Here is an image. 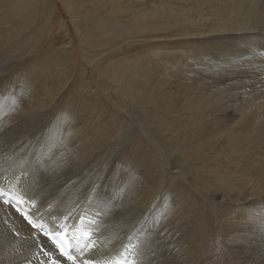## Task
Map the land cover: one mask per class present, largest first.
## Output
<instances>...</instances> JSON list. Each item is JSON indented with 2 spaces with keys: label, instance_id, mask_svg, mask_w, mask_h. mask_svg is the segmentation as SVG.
<instances>
[{
  "label": "bare ground",
  "instance_id": "obj_1",
  "mask_svg": "<svg viewBox=\"0 0 264 264\" xmlns=\"http://www.w3.org/2000/svg\"><path fill=\"white\" fill-rule=\"evenodd\" d=\"M35 1L24 0L20 7L17 4L18 8L13 13L14 16L10 17L9 25L0 27V46L9 43L23 29L28 30L35 22L38 5ZM117 3L120 0H97L94 4L93 10L99 15L98 20L107 23L103 30H89L85 33V25L93 19L85 15L81 17V37L86 44L84 55H92L96 73L102 69L111 80L112 91L115 92L119 104L133 115L131 123H137V118L146 123L152 122V127H156L160 135L170 142L167 145L172 146L176 152L171 170L160 175L163 179L162 185L156 178L151 182L153 176H146L132 169L136 174L145 175L151 188L150 198L137 192L131 179L116 175V163L121 161L122 148L130 142L129 139L139 128L138 124L125 125V133H119L122 136L117 137L116 144L113 143L115 146L108 152L110 155L102 156L101 160L96 158L97 155L93 160L89 159L98 142L89 115L92 109L83 111V115L79 116L80 111L64 105L68 96L66 93L73 82L70 80L73 72L69 66L61 70L65 75L61 85L60 80L53 81L54 86L41 84L37 87L39 95L30 94L31 89H21L15 83L0 82V88L5 91L0 90L5 94L0 102V188L8 193L7 197L0 196V264H52L53 260L57 264H73L60 255L50 239L42 235L43 230L55 232L63 228L69 229L67 236L71 243H74V236L86 231H92L97 240L95 249L85 252L83 256L73 247L72 255L77 258L76 264H84L87 260H95L97 264H120L131 257L130 253L121 255L124 252L123 245L129 243V237L137 245L134 251L137 253L135 258L138 264H195L196 259L193 260V256L198 249L192 239L186 240L181 235L165 238L163 234L160 235L157 227L162 217L163 205L169 203L170 196L176 192L169 190L165 184V176H168L169 182L184 163L191 165L195 171L201 170L207 174L215 190L226 193L230 199L238 202L241 219L246 217L239 223L240 235L243 236L241 256L246 259L244 264H264V137L259 141L262 133L256 130L261 127L264 118L258 116V125H251L252 128L242 134L247 139L246 143L237 146L241 142L239 136L236 137L238 128L233 132L227 130L228 125L234 127V123L226 118L221 119V123L215 120L207 123L205 119L210 117V113L202 116L195 112L192 103L185 105V100L198 96L199 86L192 83L183 87L171 83L170 79L160 81L153 75L152 70L146 69L140 63L132 65L115 60L112 65L109 64L103 69L95 57L103 56L101 53L97 54L99 47H106L102 53L114 48L111 46L112 42L107 40L118 29L132 22L134 26L128 34H136L137 37L149 36V43L175 44L185 43L189 39L202 41L201 45L205 46L209 56L198 52L192 57V61L205 64L204 69L218 70L222 67L220 64L233 60L232 64L236 68L244 65L242 60L254 61L258 66L263 65L264 0H125L124 3ZM230 43L233 47L228 61L224 55L226 50L220 51L218 47H228ZM146 47L151 49L150 46L143 48ZM217 58H225L227 62L225 59L219 62ZM66 60V53H57L50 63L54 61L63 64ZM7 70L4 66L0 67V81ZM261 76H264V68ZM181 89L184 92H180ZM35 96H39L38 100ZM210 97L206 96L204 102L209 103ZM260 102L263 105L260 115H263L264 97ZM13 104L19 109L22 108L25 113L32 110L39 118L33 119L35 122L22 118L20 123L19 120H7L4 123L5 115ZM218 117L214 119L217 120ZM76 120L78 128L73 125ZM69 123L72 125L69 126ZM60 141L68 145L65 152ZM68 150L77 159L67 153ZM84 158L89 160L85 162ZM228 159H232L231 166H235L237 170L245 168L246 171H256V178L251 179L243 174L240 182L231 184L237 175L234 177L220 172L224 170ZM95 171H99L96 178L89 176ZM185 174L187 175L186 172ZM58 177H63L64 181L56 184ZM10 185H14L25 200L35 203V207L29 203L18 206L32 216L35 223L43 225L44 229L33 228L17 208L13 207L16 201L12 200ZM138 197L141 201L136 202ZM6 198L11 202L5 204ZM248 221L253 225H246ZM168 230L170 233L172 229ZM174 239L179 248H184L187 258L185 263L175 257L176 253H164L163 246L169 242L171 243L168 245L173 246Z\"/></svg>",
  "mask_w": 264,
  "mask_h": 264
},
{
  "label": "rangeland",
  "instance_id": "obj_2",
  "mask_svg": "<svg viewBox=\"0 0 264 264\" xmlns=\"http://www.w3.org/2000/svg\"><path fill=\"white\" fill-rule=\"evenodd\" d=\"M23 2L24 0H0V27L9 25L10 17L14 16L13 13L18 8L17 4L19 3L20 7ZM35 2L38 3L36 17L34 18L35 22L29 26L28 30L23 29L9 43L0 46V67L4 66L8 69L0 82L4 84L6 81V84L8 82L15 83L21 89H31L32 92L30 94L39 95L37 87L41 84L54 86L53 81L60 80L59 85H61L65 79V75H63L61 70L65 66H69L73 72L70 76V80H73V82L69 86L70 90L66 93L68 96L64 101V105L72 107L77 112L80 111L78 113L79 116L83 115V111L92 109V111H89V115L92 119L93 127H95L96 141L98 142L95 145L96 149L92 152L93 155L90 153L89 159L93 160L97 155L96 158L101 160V157L108 154L115 146L113 143H117V137L125 133L126 124L133 126L138 124L139 128L136 133L129 139L130 142L125 148H122L121 161H117L115 173L117 176L131 179L134 189L137 192H142V195L145 194L146 198L152 197V194H150L151 188L145 180V175L153 176L151 182H154V178H156V181L162 182L163 185V179H161L160 175H163L162 173L166 171L170 172L176 152L172 146L167 145V142H170L160 135V131L158 132L156 127H152V122L146 123L137 118V123H131L133 115H130L119 104L118 99L114 95L115 92L112 91L111 80L102 69L96 73L92 55H84L86 44L81 37V17L85 15L93 19L92 22L85 25V33L89 32V30H103L107 26L106 22L98 20L99 15L97 16V12L93 10L97 0H36ZM124 2L125 0H120V3L117 4ZM95 19L97 20L95 21ZM133 26L132 22H130L126 27L118 29L113 37L107 40L112 42L111 46H114L111 50L102 53L106 47H99L97 54L101 53L103 56L95 55V57L98 59L97 63L102 65L101 68L106 69L115 60L123 63H132V65L140 63L146 69L152 70L153 75L160 81L170 79L171 83L180 84L181 86L194 83L193 85L199 86L197 89L198 96L192 98L193 100H185L186 104H184L192 103L195 112L202 116L210 113L208 114L210 117L205 119L207 123H210L211 120L221 123L225 118L230 123H234V127L228 125L227 128V123L224 126L229 132H233L234 129L238 128L239 132L236 133V137L239 136V142L240 140L241 142L237 146L246 143L247 139L242 137V134L252 128L251 125L257 126L258 118H264V112L263 115H260L263 108L260 101L264 97V76H261L264 68V56L261 58L263 65L258 66L254 61L242 60L245 62L244 65L236 68L232 64L234 60L230 61L229 58L233 47V44L230 43L228 47H218L220 51L222 49L226 50L224 55L230 62L228 63L224 58L227 63L220 64L222 65L221 69L217 70L215 67V70L204 69L206 67L205 64H197L192 61V57L198 52L209 56V52L205 51V46L201 45L202 41H190L189 39L185 43H149L147 42L150 38L149 36L137 37L136 34H128V31ZM159 36L164 37L163 34H159ZM175 38L177 37L175 36ZM145 46H150L151 49L143 48ZM57 53L67 54V60L63 64L54 61L50 63V60H54V55H57ZM224 59L217 58V61L223 62ZM207 70L209 71L207 72ZM47 76L49 80L46 81ZM105 89L109 91H105ZM183 89L180 92H184ZM0 90L5 92L2 88ZM4 95V93L0 92V102L3 100ZM206 96H211L208 100L210 105L203 100ZM38 98L39 96H35L36 100ZM22 110V108L19 109L16 104H13L5 115L4 123L7 120H19L18 122L20 123L22 118H27L28 122H35L39 118L38 114L31 112L32 110L26 111L30 115H27ZM82 117L87 119L86 116ZM214 117H218L217 120ZM77 122L76 120L73 125L78 128ZM263 123L264 121H262L261 127L256 128L257 132L261 131L262 133L258 139L259 141L263 140L262 137H264ZM68 125L72 124L69 123ZM22 130H25V128ZM103 136L105 138H102ZM1 142L2 136L0 134ZM64 143L60 141V146L65 152L68 145ZM262 147L264 150V145ZM67 153H70L73 157L69 150ZM73 158L77 159L75 156ZM89 159L84 158L85 162ZM95 161L97 162V160ZM232 163V159H228L224 165V170L220 171L223 175L227 173L232 176L237 175V177L234 176L236 178L231 181V184H237V181L240 182L243 174L251 179L256 178V171H246L245 168L237 170L235 166H231ZM190 166L184 163L181 168H178L179 170L177 169L178 172L175 173V176L169 182H167L168 176H165V184L168 185L169 190L173 189L176 192L172 193L169 199L170 201L173 200L174 203L171 204L170 201L169 203L164 202L162 217L157 223L160 235L163 234L165 238L181 235L186 240L192 239L198 249L196 255L194 254L193 256V260L196 259L195 264H197V261L198 264H244L246 259L245 256H241L243 236L240 235L239 223L243 222L246 217L241 219L238 202L230 199L226 193L223 194L220 190H215L207 174L201 170L195 171ZM132 169L138 170L145 175L136 174ZM98 172L95 171L89 176L96 178ZM63 181V177H58L56 184ZM143 184L146 185L143 186ZM137 201H141L139 197L136 199ZM245 224L253 225L249 221ZM168 228L172 229L170 233ZM252 238L254 241L253 235ZM168 244L163 246L164 253L171 255L176 253L175 257L185 263L187 258L184 254V248H179L175 239L172 243L174 244L173 246Z\"/></svg>",
  "mask_w": 264,
  "mask_h": 264
},
{
  "label": "snow or ice",
  "instance_id": "obj_3",
  "mask_svg": "<svg viewBox=\"0 0 264 264\" xmlns=\"http://www.w3.org/2000/svg\"><path fill=\"white\" fill-rule=\"evenodd\" d=\"M10 187L12 200L16 201V203L13 204V207L17 208V211L20 212L22 216H24V218L33 228L44 229L43 225L35 223L32 216H30L26 212H23L22 209L18 206L23 205L24 203H29L32 207H35V203L32 201L25 200L23 197H21L15 189L14 185H10ZM0 196L7 197L8 193L5 192L3 188H0ZM10 202L11 201L7 198L4 200L5 204H8ZM81 219H83V217H81ZM68 231V228H63L55 232L43 230L42 235L50 239L56 245L62 256L66 257L69 261H72L73 264H76L77 258L69 252V249L76 247L77 251L79 252V255L83 256L85 252H89L95 249L97 240L94 237V233L92 231H86L74 236V243H71L68 240ZM128 240L129 243L123 245L124 252H122L121 255L123 256L124 253H130L132 258H126V260L121 261L120 264H138L137 259H135L137 253L134 251L137 245L135 243H132L131 237H129ZM44 254L47 255L46 252ZM52 264H57V262L53 260ZM84 264H97V262L95 260H87L84 262Z\"/></svg>",
  "mask_w": 264,
  "mask_h": 264
}]
</instances>
